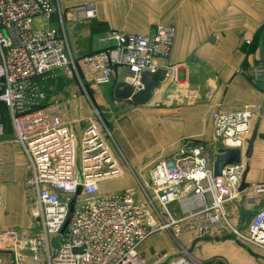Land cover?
Segmentation results:
<instances>
[{
	"label": "built area",
	"instance_id": "2783aa9c",
	"mask_svg": "<svg viewBox=\"0 0 264 264\" xmlns=\"http://www.w3.org/2000/svg\"><path fill=\"white\" fill-rule=\"evenodd\" d=\"M75 11L93 17L96 8L87 2ZM54 13L52 0H0V100L26 159L27 189L35 204L32 215L39 221L35 233L0 231V264L5 253L12 264H144L138 247L148 236L198 215L201 220L194 230L199 238L228 233L264 253V204L245 229L233 225L224 207L240 193L243 158L214 176L202 146L181 150L156 159L145 178H136L137 188L100 192L101 182L124 173L109 144L112 134L99 125L67 121L68 98L49 96L44 82L55 70L80 79L79 70L86 80L103 85L110 82L114 67L127 71L135 89L144 71L165 69L161 83L176 82L178 67L167 62L174 28L159 23L147 34L114 32L110 46L76 58L66 49L59 28L34 25L38 16L48 21ZM254 116L248 107L212 111L214 137L223 147L243 153ZM3 131L0 122V134ZM79 186L73 212L60 233ZM252 191L247 201L256 208L258 197L264 196V182L254 184ZM172 202L178 203L184 217H172ZM59 233L56 247L53 239ZM153 264L200 263L181 249L178 256Z\"/></svg>",
	"mask_w": 264,
	"mask_h": 264
},
{
	"label": "crops",
	"instance_id": "0c3cea01",
	"mask_svg": "<svg viewBox=\"0 0 264 264\" xmlns=\"http://www.w3.org/2000/svg\"><path fill=\"white\" fill-rule=\"evenodd\" d=\"M86 1L58 0V3L64 9ZM90 1L96 8L93 17L80 13L79 19L74 20L73 15L63 13L65 30L71 39L68 48L76 58L110 46L114 32L147 34L159 23L174 28L167 62L177 65V81L160 83L145 105L116 99L122 113L110 125L130 167L143 169L144 162L173 154L175 143L190 136H200L203 142L215 141L209 114L217 109H252L253 127L258 123V132L264 134V0ZM96 23L108 30L102 32ZM58 24L55 14L44 20L46 27ZM252 44L255 47L250 49ZM122 80L128 81L127 71L114 67L112 88ZM100 96L105 98L104 94ZM76 98H68L67 121L72 120L69 114L77 108ZM99 98L96 95L97 101ZM73 119L80 121L79 117ZM0 122L4 127L0 134V230L23 228L30 224L25 199L28 168L23 151L15 141L7 107L1 100ZM242 158L248 168L245 178L248 186L224 207L233 225L245 229L264 204V196L258 197L256 208L247 201L253 185L264 182V139L256 138L251 157ZM190 205L194 207L196 203L191 201ZM169 208L174 219L185 216L178 203H170ZM198 220L201 215L181 220L169 231L148 236L138 247L141 261L153 264L158 259L178 256L185 249L200 264H264L263 252L253 250L261 257L251 255L228 233L199 238L194 230ZM3 257V264H12L9 254Z\"/></svg>",
	"mask_w": 264,
	"mask_h": 264
},
{
	"label": "rangeland",
	"instance_id": "374dc122",
	"mask_svg": "<svg viewBox=\"0 0 264 264\" xmlns=\"http://www.w3.org/2000/svg\"><path fill=\"white\" fill-rule=\"evenodd\" d=\"M55 8V18L59 21V24L56 25L57 28H59L62 33L64 34V38L66 40L65 46L66 49L70 51L68 48V41L71 39L68 38V33L65 30V24L63 21V13L67 12L69 15H73V19L77 20L78 15L84 14V12L79 11L76 12L75 8L78 7L80 4H85L87 2L93 3L92 1L88 0L86 2H82L80 4H72L68 7H65L64 9L60 8V5L58 3V0H52ZM53 14V15H54ZM60 14H62V18H60ZM52 15V16H53ZM45 18L43 16H38L34 22V25L36 28H44L46 25H44ZM98 26V29L102 32H106L107 27L102 26L100 23H96ZM77 68V67H76ZM80 79L75 75V73L72 74H66L61 70H55L53 73L49 75L47 78V87L48 91L53 94V96L58 98H69L71 97V94H75L77 98L78 104L77 113L75 110H72V113L69 114L70 117L78 118L82 123H88V124H95L99 125L103 130H109L110 133L113 136V140L110 139L109 144L111 147L112 152L114 153L115 159L118 161L119 165L123 168L124 173L118 177L111 178L104 180L101 182L100 190L101 193H114L117 191L122 190L123 188H126L125 186L129 185L131 183L132 186L130 187H136L137 188V180L136 178L140 179L145 178V175L148 173V171L152 168V166L155 163V160L160 158H156L152 162H144V168L139 169L137 166L130 167L129 163L125 160L124 156L122 155V152L118 146V142L115 141L114 135H113V128L110 125L112 121H117L118 118L121 117V110L118 106V101L113 97V88L112 84L110 82L103 84V85H95L92 82L86 80L81 71L78 70ZM104 94L105 98H101L100 94ZM96 95H98L100 98L97 101ZM90 101H88L89 99ZM83 99V102H82ZM76 116H75V115ZM211 113L209 114V116ZM66 116V115H65ZM217 140V139H216ZM200 141V136H190L189 138H185L182 141H177L175 143L176 149L172 152L173 154H169L168 156H162V157H173L176 154H178L181 150H191L195 147H203V153L205 154L206 158L208 159L209 163L212 164V161L214 159L215 153L217 148L223 147L221 141ZM209 143L207 146L206 144ZM124 162V163H123ZM127 162V163H125ZM127 166V167H126ZM131 182H130V180ZM128 187V186H127ZM26 202L29 206V213H30V224L26 227H10L1 229L2 230H19L22 233H35L39 229V221L37 218H35L32 215V208L35 206L33 197L29 191V189L26 188Z\"/></svg>",
	"mask_w": 264,
	"mask_h": 264
},
{
	"label": "water",
	"instance_id": "95a60500",
	"mask_svg": "<svg viewBox=\"0 0 264 264\" xmlns=\"http://www.w3.org/2000/svg\"><path fill=\"white\" fill-rule=\"evenodd\" d=\"M166 74L165 69H157L153 72L151 71H144L140 74L138 89H135L133 85H131L127 80L118 81L114 84L113 87V97L119 100H130L132 103L136 105H145L151 99L154 90L160 85V83L164 80ZM256 138L264 139V134L258 132V123H255L249 138L247 139V145L242 153L238 148H226L220 147L217 149L214 159L212 161V171L214 176H220L222 170L226 166L238 165L241 160L242 156L246 159L251 157L253 143ZM248 168L245 167L241 182L238 187V191H243L247 186L248 183L245 181L246 173ZM81 187L79 186L70 200V208L69 213L66 218L65 223L63 224L60 233L63 232L65 226L67 225L70 216L74 209V201L76 195L80 194ZM60 233L57 234L54 239L53 243L56 247H59L58 239L60 237ZM236 243L246 249L248 253L255 257H261L257 253H255L250 247L244 245L243 243L236 240ZM80 248H74L73 251H80ZM264 259V257H262Z\"/></svg>",
	"mask_w": 264,
	"mask_h": 264
},
{
	"label": "trees",
	"instance_id": "16d2710c",
	"mask_svg": "<svg viewBox=\"0 0 264 264\" xmlns=\"http://www.w3.org/2000/svg\"><path fill=\"white\" fill-rule=\"evenodd\" d=\"M247 43V42H246ZM255 47V45L254 44H252V46H251V48L250 49H252V48H254ZM47 79L45 80V82H44V84H45V87H46V90H47V93H48V95L50 96V94H49V91H48V87H47Z\"/></svg>",
	"mask_w": 264,
	"mask_h": 264
},
{
	"label": "bare ground",
	"instance_id": "6f19581e",
	"mask_svg": "<svg viewBox=\"0 0 264 264\" xmlns=\"http://www.w3.org/2000/svg\"><path fill=\"white\" fill-rule=\"evenodd\" d=\"M84 13H87L88 15H89V13L88 12H84ZM252 128H253V124H252ZM252 128H251V130H252ZM251 133V132H250ZM250 135V134H249ZM249 137V136H248ZM245 150V149H244Z\"/></svg>",
	"mask_w": 264,
	"mask_h": 264
}]
</instances>
